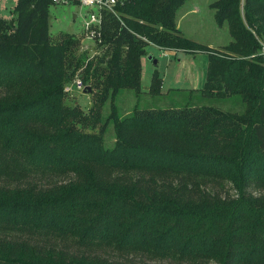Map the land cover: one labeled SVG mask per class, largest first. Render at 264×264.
<instances>
[{"label": "trees", "instance_id": "1", "mask_svg": "<svg viewBox=\"0 0 264 264\" xmlns=\"http://www.w3.org/2000/svg\"><path fill=\"white\" fill-rule=\"evenodd\" d=\"M185 1L132 0L118 7L122 23L104 13L109 47L94 68L77 58L72 34L51 40V0H16L15 16L0 18V179L49 181L0 185V264H134L136 257L264 264V196L249 192L264 186V0L209 4L215 23L229 28L222 52L177 27ZM148 43L206 53L195 95L230 100L240 111L135 106L121 115L115 101L124 90L138 93ZM83 66L93 96L87 113L65 103L64 93ZM161 87L155 72L149 93ZM106 102L110 113L103 116ZM109 125L111 147L102 137ZM194 178L228 183L236 195L209 192ZM108 251L131 259L111 260Z\"/></svg>", "mask_w": 264, "mask_h": 264}, {"label": "rangeland", "instance_id": "2", "mask_svg": "<svg viewBox=\"0 0 264 264\" xmlns=\"http://www.w3.org/2000/svg\"><path fill=\"white\" fill-rule=\"evenodd\" d=\"M16 0H0V15L4 17L3 19H11L14 15V5ZM215 0H187L183 5L178 9L176 14V21L179 19L181 13L188 11L184 14V19L181 22V30L184 31V34L189 38L207 45L209 42L213 44V47H210V50L213 52H222L225 46L224 44L229 42L231 36L229 34V28L227 23H224L222 26H218L214 20V9L209 6L211 2ZM192 8L195 11H190ZM87 10L86 7H81L78 3H69V4H51L49 6V34L51 40L58 39L62 34L69 33L72 34L78 40L81 37L82 32V20L81 17H74V14L79 12H84ZM228 44V43H227ZM79 45V44H78ZM147 55L151 54L153 59L157 60V65L151 61H148L145 57L142 60L141 65V86L138 93L130 90H124L116 99V105L121 115L129 114L133 108L136 106L139 109L145 108H165V107H179L185 105H197V106H214L222 111H240V106L231 102L230 100L222 99L217 100L215 98L200 97V95H195L198 93L197 90H192L194 94H189L188 89L184 84V87L180 90L185 91L183 95H178L173 93V90L176 86L177 78L183 77V73L177 67V59L181 58V51H177L178 54H164L162 50L156 47L152 43H148L146 46ZM77 58H84L85 65L90 63L92 68L97 66L98 59L87 60L86 55L79 52L78 48L75 52ZM207 55L204 52H197L194 54V57L191 58V66L194 75L197 73H203L206 71L207 64ZM204 63V64H203ZM84 67L78 69L70 82L78 76L84 84L90 83L85 82L84 78ZM157 73L160 79L165 80L164 87L160 89L159 94L149 93V87L151 84L152 76L154 73ZM205 75V72L203 73ZM202 74V75H203ZM204 79L202 77V83L204 84ZM183 85V82L180 83ZM202 86L200 88H202ZM170 94H167V93ZM93 102L92 94L85 93H75L73 96H65V103L72 106L76 104L84 113H87L91 108ZM103 116H107L110 113V102H106L101 111ZM91 133H98V127L92 130H88ZM105 146L111 147L114 143V130L112 125H109L106 129V132L102 135ZM195 179V180H194ZM192 181H197L202 185L203 189H206L209 192H219L223 196L228 194L230 197H235L236 191L228 183L223 182H212L208 180H203L202 178H194ZM189 184L191 180L187 179ZM26 183H35L39 186L49 185V181L45 178L34 177L28 175L25 178L13 179V178H1L0 185H6L13 187L16 185H25ZM249 192L254 196H264V186L257 185L252 187ZM17 238L28 239V235L17 234ZM34 242L43 244H51L58 247H62L66 242H62L58 239H40V237L30 238ZM70 248V251H76V248L72 247L71 242H67ZM109 259L115 261H124L130 260L131 258H126L122 254L120 255L117 252L108 251ZM134 264H172L171 261H162L155 260L150 261L146 257H136L132 259Z\"/></svg>", "mask_w": 264, "mask_h": 264}, {"label": "built area", "instance_id": "3", "mask_svg": "<svg viewBox=\"0 0 264 264\" xmlns=\"http://www.w3.org/2000/svg\"><path fill=\"white\" fill-rule=\"evenodd\" d=\"M132 0H51V4H69L78 3L81 7H86L87 10L75 14L82 20V32L79 39L78 50L86 55L87 60L101 58L106 52L109 45L103 41L102 25L105 18L104 13H111L116 19L121 21V13L118 7L131 2ZM16 4V1H15ZM15 6V5H14ZM0 18L2 15H0ZM259 54L264 65V43H261ZM86 84L76 76L71 82L64 87V93L67 96H73L75 93H84Z\"/></svg>", "mask_w": 264, "mask_h": 264}, {"label": "crops", "instance_id": "4", "mask_svg": "<svg viewBox=\"0 0 264 264\" xmlns=\"http://www.w3.org/2000/svg\"><path fill=\"white\" fill-rule=\"evenodd\" d=\"M188 11H185V12L181 13L179 19L176 21L177 27L180 30H181V27H180L181 26V22L184 19V14L188 13ZM190 11H195V9L192 8ZM182 32L184 33V31H182ZM229 41H231V39ZM227 43H225L224 45H226ZM207 45L209 47H213V44L211 42H209ZM157 48H159V47H157ZM159 49L162 50V53H164L166 55L171 54V53L178 54V52L175 51V50H167V49L164 50V49H161V48H159ZM180 53H181V58L177 59V67H178V69H180L182 71L184 76L181 77V78L180 77L177 78L178 80L176 82V86H175L174 89H179L180 90V89H182L184 87V84H186L185 86L188 87V89L200 90L201 89L200 87L202 86L201 85L202 77H203V79H205V75L203 74L205 71H203V73H202V71H201V73L198 72L197 75H194V72L192 71V66H191V58L194 57V54L185 53L184 51H181ZM144 58L141 59V65H142V60ZM161 80H162V84H163V87H164L165 80H163V79H161ZM181 82H183V85L180 84Z\"/></svg>", "mask_w": 264, "mask_h": 264}, {"label": "water", "instance_id": "5", "mask_svg": "<svg viewBox=\"0 0 264 264\" xmlns=\"http://www.w3.org/2000/svg\"><path fill=\"white\" fill-rule=\"evenodd\" d=\"M74 17H75V14H74ZM147 60H148V61H151V62L154 64V66L157 65V60L153 59V57H152L151 54L147 55ZM84 93H85V94H90V93H91V88L87 86V87L84 89Z\"/></svg>", "mask_w": 264, "mask_h": 264}]
</instances>
